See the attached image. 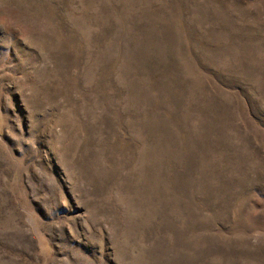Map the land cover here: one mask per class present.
<instances>
[{"label": "rangeland", "instance_id": "1", "mask_svg": "<svg viewBox=\"0 0 264 264\" xmlns=\"http://www.w3.org/2000/svg\"><path fill=\"white\" fill-rule=\"evenodd\" d=\"M0 264H264V0H0Z\"/></svg>", "mask_w": 264, "mask_h": 264}]
</instances>
